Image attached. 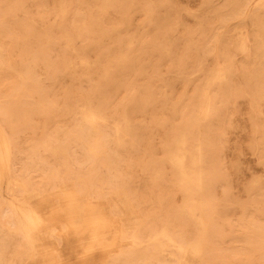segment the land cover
Wrapping results in <instances>:
<instances>
[{"label": "rangeland", "instance_id": "374dc122", "mask_svg": "<svg viewBox=\"0 0 264 264\" xmlns=\"http://www.w3.org/2000/svg\"><path fill=\"white\" fill-rule=\"evenodd\" d=\"M1 137L0 264H83L76 199L103 264L174 262L140 255L164 226L264 264V0H0Z\"/></svg>", "mask_w": 264, "mask_h": 264}, {"label": "bare ground", "instance_id": "6f19581e", "mask_svg": "<svg viewBox=\"0 0 264 264\" xmlns=\"http://www.w3.org/2000/svg\"><path fill=\"white\" fill-rule=\"evenodd\" d=\"M0 152H1L0 157L2 160L3 158L6 160L9 159L10 151L4 137H1L0 139ZM177 163L178 166H180L181 169L183 170L184 169L183 162H177ZM2 165L0 167H2ZM73 197H71V199L73 203H75ZM72 201L70 202L72 203ZM75 201L77 202V204L75 203L77 205L76 209L71 208L69 211L65 212L71 218L76 215L75 217L76 231L74 233L77 235H82V238L80 239L81 247L74 252V256L78 260L81 259L82 260L81 262L83 264H96V262L97 264H103L101 262L106 258L104 255L108 253L110 246L113 245L114 243L111 242L107 244L105 237L109 235L114 240L116 239L115 235L117 234V231H115L114 228L115 225L113 224L114 222L107 220L103 210L102 211L97 210L94 211L92 214L91 213L89 214V211L91 210V207H89L90 205L88 206L81 204V202H79V200L77 199ZM22 212H23V221L21 222L22 223L21 226L23 227L27 237L31 238L30 231H32L33 229L39 226L38 223L40 221V217L30 207H27L26 209L22 210ZM134 239H135L134 247H139L144 244L143 242L144 240L142 241V239H139L138 237H135ZM162 239H164L168 244H170L171 246H173L178 250L179 253L178 255L169 254V256L175 258L174 262L172 263L168 260L169 257H167V255L165 254L166 253L165 248L167 247V244ZM147 242H153L155 245L150 246L151 248L148 247L149 245L146 246L145 252H140V255L144 254L146 256L147 254H149V256L152 257L154 254H160L161 256L165 254V257H163L161 260V264H190L188 261V255L190 251L197 255H200L204 249V245L206 244L204 238H201L199 241L196 242L185 244L180 241L179 234L171 233L167 226L162 227L160 231L154 233L153 235L151 234L148 237Z\"/></svg>", "mask_w": 264, "mask_h": 264}]
</instances>
